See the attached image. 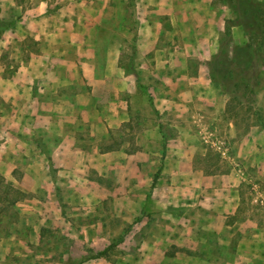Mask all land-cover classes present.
Wrapping results in <instances>:
<instances>
[{
  "label": "rangeland",
  "instance_id": "obj_1",
  "mask_svg": "<svg viewBox=\"0 0 264 264\" xmlns=\"http://www.w3.org/2000/svg\"><path fill=\"white\" fill-rule=\"evenodd\" d=\"M143 16L154 39L137 33ZM17 21L0 18L4 77L45 44L30 35L8 42L5 28ZM94 27L104 28L91 35L102 81L56 62L50 74L71 83H46L61 91L60 110L63 94L77 95V147L134 154L141 172L38 175L28 191L0 173L25 192L8 205L15 194L0 182V264H68L126 228L122 242L82 264H264V0H114ZM64 49L51 54L84 53ZM9 105L0 97L3 111ZM7 120L0 113V139ZM14 160L16 181L27 157Z\"/></svg>",
  "mask_w": 264,
  "mask_h": 264
},
{
  "label": "crops",
  "instance_id": "obj_2",
  "mask_svg": "<svg viewBox=\"0 0 264 264\" xmlns=\"http://www.w3.org/2000/svg\"><path fill=\"white\" fill-rule=\"evenodd\" d=\"M111 1L114 0H36L30 5H23L18 0H0V18L18 17L20 20L17 21L18 24L13 22L5 28L8 42L26 38L27 35L35 41H45L39 50L30 51L26 61H21L12 73L4 77L0 72V97L10 101L7 110L0 108V113L8 119L1 128L0 173L7 180L18 183L22 190L32 189L25 183L38 175L44 178L45 174L141 172L136 160L139 158L134 154H120L121 156L114 158V155H108L111 152L109 150L85 152L77 147L78 140L75 131L71 129V98L76 99L77 95H71L69 90L64 92L61 97L68 106L60 110L54 106L53 100L60 98L61 91L48 87L46 83L50 79H57V83H71L69 79L56 77L53 72L50 74L49 68L54 67L56 62L73 67L79 65L88 84L102 81L94 73L96 42L91 35L96 34V31H104L103 27L96 29L94 25L103 18L105 6ZM143 1L154 3L155 0ZM141 21L144 24L137 33L146 35L147 41L151 37L154 39L155 32L151 22L145 16ZM71 44L80 52L84 50L77 60L69 59L67 54L64 56V48ZM52 50L64 54L53 57ZM3 70L4 66L0 71ZM58 120H62L61 125ZM62 125L65 127L61 130ZM39 131L48 135L52 133L55 138L47 144V140L38 137ZM18 156L27 157V164L21 169L18 180L14 181L13 171L17 167L14 159ZM220 196L218 193L217 205H225V199ZM232 203L230 199L228 206L232 205L231 212H234L237 202Z\"/></svg>",
  "mask_w": 264,
  "mask_h": 264
},
{
  "label": "trees",
  "instance_id": "obj_3",
  "mask_svg": "<svg viewBox=\"0 0 264 264\" xmlns=\"http://www.w3.org/2000/svg\"><path fill=\"white\" fill-rule=\"evenodd\" d=\"M246 51H247V53L245 54ZM242 52L244 53L243 54L244 56H247V57H250L251 58V56H249V55H251V52H249V50H247V48H244V50H242ZM262 59L264 60V58H262ZM259 122L261 123L262 127H264V122L261 119H259ZM112 149H113V147H111V146L105 148L106 151L112 150ZM135 149L136 148H133L132 150H135ZM1 181L4 183L3 187L6 188L5 189L6 191L11 190L15 194L14 195V198H12L11 200H7V204L8 205H12L13 206L17 200H19L20 198H22L25 195V192L19 190L18 188H16L15 186H13L11 182L5 181L4 178L0 176V182ZM154 181H155V178H153L152 183H151V186L154 185ZM136 219H138V218H136ZM127 230H128V228H126L118 236V238L115 241H113L110 244L106 245L102 249L97 250L94 254L84 256V257L80 258L79 260H74L72 258H68V264H82V262L85 261V260L93 259V258H97V257L101 256L106 251H108L111 247L115 246L117 243L122 242L123 239H124V236H125V234L127 232Z\"/></svg>",
  "mask_w": 264,
  "mask_h": 264
}]
</instances>
